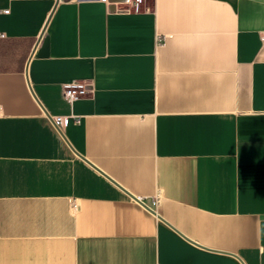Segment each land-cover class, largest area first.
I'll return each instance as SVG.
<instances>
[{
  "label": "crops",
  "instance_id": "crops-1",
  "mask_svg": "<svg viewBox=\"0 0 264 264\" xmlns=\"http://www.w3.org/2000/svg\"><path fill=\"white\" fill-rule=\"evenodd\" d=\"M263 32L264 0H0V264H264Z\"/></svg>",
  "mask_w": 264,
  "mask_h": 264
},
{
  "label": "built area",
  "instance_id": "built-area-1",
  "mask_svg": "<svg viewBox=\"0 0 264 264\" xmlns=\"http://www.w3.org/2000/svg\"><path fill=\"white\" fill-rule=\"evenodd\" d=\"M107 3H112L117 5L120 9L123 10H136L139 11L144 5V0H104ZM7 11V10H6ZM262 42L264 43V32L261 35ZM89 92L87 84L83 81L74 80L68 82L64 85V94L65 97L73 102ZM56 124L60 127L65 126L68 122L67 118L57 117L55 118ZM72 205L75 207L76 203L72 202Z\"/></svg>",
  "mask_w": 264,
  "mask_h": 264
},
{
  "label": "water",
  "instance_id": "water-1",
  "mask_svg": "<svg viewBox=\"0 0 264 264\" xmlns=\"http://www.w3.org/2000/svg\"><path fill=\"white\" fill-rule=\"evenodd\" d=\"M136 199H138L139 201H141L139 198H136ZM142 203H144V202H142ZM145 204V203H144ZM146 206H148L147 204H145ZM149 207V206H148ZM152 211H154L151 207H149Z\"/></svg>",
  "mask_w": 264,
  "mask_h": 264
}]
</instances>
